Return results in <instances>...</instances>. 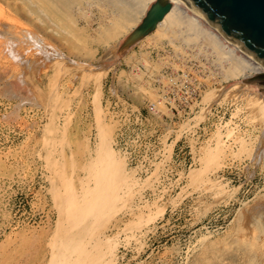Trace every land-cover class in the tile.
Segmentation results:
<instances>
[{
	"label": "rangeland",
	"instance_id": "1",
	"mask_svg": "<svg viewBox=\"0 0 264 264\" xmlns=\"http://www.w3.org/2000/svg\"><path fill=\"white\" fill-rule=\"evenodd\" d=\"M17 3L0 0V264H77L56 246L64 199L101 169L89 264H264V79L107 38L96 8H70L66 33Z\"/></svg>",
	"mask_w": 264,
	"mask_h": 264
},
{
	"label": "bare ground",
	"instance_id": "2",
	"mask_svg": "<svg viewBox=\"0 0 264 264\" xmlns=\"http://www.w3.org/2000/svg\"><path fill=\"white\" fill-rule=\"evenodd\" d=\"M12 1H14L15 3L18 2L19 4L17 3V5H22L24 7V9H26L27 14L29 15L28 17H30L29 19H31L32 22L33 21L34 22L35 21H40V19L43 16H46V18H49V20H50L49 27H48L49 30H51V31H58V32H66V33H70V31H69L68 28H66V27L64 28V25H62L63 23H62V20H61L60 17H62V15H65V14H66V16H68L69 14L71 15L70 10H72V9H70V8L76 7L78 10L79 9H83L84 7L86 9H88V10H94L96 8V10L98 9L99 12L102 15L101 18H100L101 21L99 22V25H100V27L103 28V31H104L103 33L107 34V36H108L107 38H111V39L112 38L113 39H116L117 38L118 39L120 36H126L127 35L128 37H130V35L132 34V32H134V30H136V28L142 23L143 19L146 17V15H147L149 9L151 8L152 4H154L158 0H12ZM170 1L172 2L171 9L166 13V15L164 16V18L161 21L158 22V24L156 25V28L153 29L152 31H150L149 33L145 34V35H142L140 37H137L138 39H135V41L130 42L129 43L130 45H134V44L138 43L142 38L150 39V40H152L153 42L156 43L161 37H166L168 39V45H170V47L174 50V52L176 53V55L178 53V54H181V55H184L185 56L187 54L185 49H187V52L188 53H189V51H188L189 49H192V50L194 49L196 51V53H197V56H195V57L198 58V54H203V57H205V59H207V60H210L211 59L212 60L211 64L214 63L215 65H217L219 67L220 71L222 72L221 74H222V76L225 79H228L230 77H237L239 75H245L246 76L247 74H249V75L250 74H258V75L264 77V65L259 60H257L256 58H254L246 50H244L238 44H236L231 39H229L224 34H222L220 31H218L206 18H204L202 15H200L197 11H195L193 8H191L189 5H187L185 2H183L181 0H170ZM51 7L54 8V10H53L54 12H53L52 15L50 14V8ZM76 8H75V10H76ZM81 11L83 12L84 9L81 10ZM87 13H88V11H87ZM91 13H94V12H91ZM85 15H86V12H85ZM72 16H73V14H72ZM81 16L82 15H80V17ZM97 16H98V14H97ZM49 20H48V22H49ZM91 20H93V19H91ZM71 21H73L72 18H71ZM65 23H66V21H65ZM88 24H89V22H88ZM41 27H42V25H41ZM41 27H40V29H41ZM82 28H85V27H82ZM102 28H100V29L102 30ZM94 29H92V30H94ZM103 33H102V35H103ZM97 34H99V33H97ZM49 35H51V33ZM86 35H87V33H86ZM99 35L96 36V38L98 37L97 39H99ZM103 37H105V36H103ZM109 41H106L107 42V46H108L107 58H111V55L113 54V51H112L113 49L111 48L110 45H108ZM157 44H159V43H157ZM163 45H159V46L161 47ZM64 47L66 48V46H64ZM64 47H63V49H64ZM115 47L116 46H114L113 48H115ZM67 49H68V47H67ZM111 51H112V54H111ZM188 55H189L188 58H190V53ZM75 56H76V54H75ZM144 56H145V54H144ZM130 57H129V59H130ZM178 57H179V55H178ZM198 59L200 60V58H198ZM204 60H203V62H204ZM153 61H151V63ZM169 62L170 61H168L167 63H169ZM138 63H140V62H138ZM147 63H149V62H147ZM155 63H156V61H155ZM142 64H144V63H142ZM149 65L150 64H148V65L144 64V66H146L147 69H148ZM204 65H206V64H204ZM155 66H157V65H155ZM159 66H163V62H162V65H159ZM159 66L157 68L156 67L155 68L158 69ZM103 67L104 68H107V65H103ZM176 67H178V66H176ZM209 70H210V68H209ZM193 72H194V70H193ZM159 76H161V75H159ZM160 80H162V79H160ZM171 81H172V79H171ZM181 82H182V80H181ZM169 83H172V82H169ZM163 84L165 85L166 83L163 81ZM174 84L176 85V83H174ZM167 85H166V87H167ZM244 85H245V83L239 82V83H237L236 85H233V86L234 87H236V86H239L240 87V86H244ZM257 86L258 87L260 86V87H263L264 88V85L262 83L258 84ZM141 87H143V86H141ZM162 87H163V85H162ZM169 88H170V86H169ZM142 89L145 90V91H147V89L145 88V86ZM171 89H173V88H171ZM145 91H144V93H145ZM152 94H153V92L151 91V94L150 95L154 99L155 98V96H154L155 93L153 95ZM259 94L260 95L256 98L258 102L255 100L257 103H261V102L264 101V94H262V92L259 93ZM229 95L230 94H228V96ZM252 98H254V97L252 96ZM158 99H159V97H158ZM161 102H159V104ZM65 153H66V151H65ZM97 155L100 156V152ZM99 156H98V158H99ZM105 158H107V156L104 157V158H101L96 163L97 165H99L97 168H99L100 166L101 167L102 166H105V168H106L108 166V165L106 166V163L109 164V161L106 162L107 159H105ZM93 162L94 161H92V163L91 162L90 163L93 165V164H95V162L94 163ZM92 165H91V167H95V166H92ZM111 166H112V163H111ZM102 171H103V169H101V171H96L95 170L94 172H96V173H94V174H92V173L90 174V172H89V174L87 173V175H86L85 178H87L89 181H85L84 180V182H82L81 187L79 188L78 191H75L74 188H73L72 189L73 191L70 189V193L69 194L66 193V194H68V196H67V201H65L66 198L64 199V204H67L68 210L65 208V206H62V207H64L63 208L64 210L65 209L67 210V211L65 210V212H67V214L64 213V215L62 214L63 218L61 217V219H63V221L64 220L65 221L67 220L66 221V225L62 224V225H64V227L63 226L62 227L59 226L60 228L57 230L58 231L57 233H58V236H59V238H58L59 240H57L58 242L57 241H53V237H52L53 243L54 242H57L56 243V246L66 247V249L71 250L72 252L75 253L76 260H77V264H89V262L91 261V260H89L90 257H91V253L94 252L93 250H91L93 248V243H94V242L91 241V240H93L92 237H90L89 234H88L89 237H86L88 235L87 234L85 235L84 233L80 232V230H81V226L82 225H85L88 222H93L94 220H96V216H98L97 214L99 213L98 211H100V212L102 211L101 209L100 210H97L96 208H93V209L91 208V206H93L92 200L95 197V194L98 195L100 193L99 191L101 190V185L103 184L102 182L105 181V178H106V175H105L106 174L105 173L106 171L104 172V174L102 173ZM101 174L102 175H105L104 180H103V177L104 176L101 177L100 176ZM69 178H71V177H69ZM90 178H91V181L93 182V186H92L91 189L89 188V185H90L89 182H91L90 181ZM66 182H68V181H66ZM63 187L67 189V186L66 187L63 186ZM90 187H91V185H90ZM139 188H142V186L141 187L139 186ZM89 191H91L90 194H89ZM139 194H141V193H139ZM98 205H97V207H98ZM103 206H104V204L102 206H100V207H102V209H103L104 208ZM105 206H107V204H105ZM84 209H85V211L87 210L86 211L87 221L83 222L80 226H75L74 228L70 227L71 226L70 224L73 221H75L78 216H80L79 215L80 214V211L82 213H84L82 211ZM106 209H108V207H106ZM129 209H131V208H129ZM104 211H105V208H104ZM60 213H62V211ZM104 214H106V213H104ZM67 215H68V217H67ZM63 221H62V223H63ZM90 226H91V224H90ZM89 230H90V228H89ZM91 230H92V228H91ZM91 230H90V232H92ZM88 231H87V233H88ZM123 231H125V230H123ZM83 234L85 235L86 238L82 236ZM56 239H57V237H55L54 240H56ZM48 241H47V243H48ZM97 244H98V242H97ZM255 245H257V244H255ZM97 247H98V245H97ZM48 264H52V262L50 261V263H48ZM59 264H65V263L62 261V262H59Z\"/></svg>",
	"mask_w": 264,
	"mask_h": 264
},
{
	"label": "water",
	"instance_id": "3",
	"mask_svg": "<svg viewBox=\"0 0 264 264\" xmlns=\"http://www.w3.org/2000/svg\"><path fill=\"white\" fill-rule=\"evenodd\" d=\"M181 1L264 65V0ZM171 7L170 0H158L152 4L142 23L128 37L127 43L155 29ZM258 79L263 77L256 75L251 81Z\"/></svg>",
	"mask_w": 264,
	"mask_h": 264
},
{
	"label": "built area",
	"instance_id": "4",
	"mask_svg": "<svg viewBox=\"0 0 264 264\" xmlns=\"http://www.w3.org/2000/svg\"><path fill=\"white\" fill-rule=\"evenodd\" d=\"M161 49H162V48H160V49H158V50H161ZM141 65H142L144 68H146V66H144V64L141 63Z\"/></svg>",
	"mask_w": 264,
	"mask_h": 264
}]
</instances>
